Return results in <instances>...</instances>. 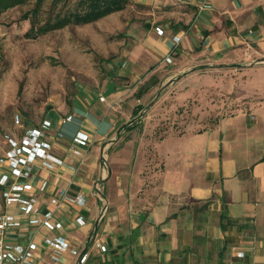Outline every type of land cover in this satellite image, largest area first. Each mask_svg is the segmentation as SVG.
Masks as SVG:
<instances>
[{"label":"crops","instance_id":"crops-1","mask_svg":"<svg viewBox=\"0 0 264 264\" xmlns=\"http://www.w3.org/2000/svg\"><path fill=\"white\" fill-rule=\"evenodd\" d=\"M197 1L187 3L189 11H197ZM210 2L212 6L186 28H172L171 33L164 28L162 35L157 24L149 27L143 53L140 58L133 54L126 73L130 79L144 82L153 75L158 83L166 80V92L151 100L142 117L144 136L120 137L118 147L113 134L127 122L122 105L132 111L152 92L148 82L140 89L127 84L107 87L99 93L103 99L89 92L88 102L76 100L73 121H62L63 107L48 110L53 151L79 169L38 164L36 178L50 181L41 200L50 207L49 197L70 186L86 196L81 212L87 221L79 223L68 204L59 231L42 227L35 232L33 225L24 223L11 238L39 242L33 264L48 259L43 238L56 232L88 253L82 264H264V89L251 82L222 93V103L204 115L185 117L181 112L175 120L163 121L178 106L171 103L147 124L150 112L175 93L184 78L264 69V0ZM179 30L184 31L182 40L175 46L172 36ZM186 62L211 71H182ZM165 65L168 71H157ZM212 113L220 115L213 120ZM77 130L92 134L90 146H79L82 154L71 148ZM124 151H129L127 168L115 169L118 161L111 162L112 155ZM61 264H79L78 255L64 252Z\"/></svg>","mask_w":264,"mask_h":264},{"label":"rangeland","instance_id":"rangeland-1","mask_svg":"<svg viewBox=\"0 0 264 264\" xmlns=\"http://www.w3.org/2000/svg\"><path fill=\"white\" fill-rule=\"evenodd\" d=\"M76 2L66 0L53 6L52 1L47 0L39 10L38 18L45 20L54 11L74 7ZM33 4L34 0H29L8 8L0 18V141L5 133L17 129L14 122L16 113L22 115L26 125H31L44 118L49 109L59 111L63 107L65 111L60 118L71 113L73 117L69 121H73L75 114L72 110L76 100L88 102L89 92L96 93L99 98V93H105L107 87L127 84V87L140 89L148 82L153 90L144 103L137 105L140 110L138 115L134 114V110L128 111V106L122 105V119L127 122H123L125 127L113 134L119 139L115 145L118 147L123 143L120 137L144 136V129L140 128L142 117L147 114L148 108L150 110L149 105L155 96L166 92V80L158 83L153 75L144 82L130 79L126 73L131 71L134 63L133 54L140 58L143 53L141 45H144L149 27L161 25L170 29V33L172 28H186L194 21L196 11H189L188 4L181 1L130 0L124 8L97 20L35 33L30 29V8ZM186 63L182 71H211L205 65ZM168 68L166 65L161 66L157 71L165 72ZM189 77L177 83L175 93L169 94L161 106L150 112L148 125H152L156 114L162 113V106L168 108L171 103L178 106L174 107L175 111L167 112L163 121L175 120L181 112L185 117L204 115V112L222 103V93L240 86L245 88L251 82L257 88L264 89V69L261 68ZM179 107V113H176ZM219 115L212 113L211 119ZM127 124L133 126L126 127ZM148 133L151 135V130ZM119 154L114 153L111 162L118 161V164H114L115 169L123 165L127 168L129 151ZM105 160L108 161V158Z\"/></svg>","mask_w":264,"mask_h":264},{"label":"built area","instance_id":"built-area-1","mask_svg":"<svg viewBox=\"0 0 264 264\" xmlns=\"http://www.w3.org/2000/svg\"><path fill=\"white\" fill-rule=\"evenodd\" d=\"M165 2H184L190 0H159ZM197 11L194 20L201 16V13L212 6L210 0H198ZM159 34L164 35L165 29L156 25ZM182 32L177 31L172 39L176 46L182 40ZM173 49V48H172ZM171 61V55L166 56ZM101 99L104 98L100 95ZM73 114L62 118L63 122L71 120ZM16 130L12 133H5L0 141V264H33L36 260L39 242L35 239L11 238V235L20 232L24 223L34 226L38 232L42 227L50 231H59L64 226L63 209L70 205L74 218L81 224L86 223L87 218L81 212V207L86 204V196L80 191H71L70 186L60 187L58 191L49 197L50 207H45L42 196L47 192L50 185L48 178L40 176L36 178L35 167L39 164L48 169L71 166L75 170L79 167L69 164L64 158L53 151V141L49 134L53 128V120L49 117L42 118L39 122L26 125L22 115L16 113L14 117ZM63 135L61 131L57 133ZM92 134L89 131L77 130L72 137V151L82 154L80 145H91ZM98 196H102L101 185L96 182ZM107 201L102 207V213L106 210ZM43 243L49 248L48 259L42 264H61V256L64 252L70 251L78 255V263L86 261L88 253L79 247L60 232L46 235ZM102 250L107 249L105 244L97 242Z\"/></svg>","mask_w":264,"mask_h":264},{"label":"trees","instance_id":"trees-1","mask_svg":"<svg viewBox=\"0 0 264 264\" xmlns=\"http://www.w3.org/2000/svg\"><path fill=\"white\" fill-rule=\"evenodd\" d=\"M29 0H0V18L2 13L13 6L23 4ZM53 6H58L66 0H51ZM130 0H77L74 7L65 11L57 10L54 14L45 19H39L38 12L47 3V0H34L30 8V18L32 32L44 33L53 29L61 28L72 23H86L97 20L106 14L124 8ZM27 17L29 14L26 15ZM24 16V17H26ZM178 28V27H177ZM176 28V29H177ZM140 104H138L139 106ZM134 108V114L138 115L139 107ZM133 125L127 124L126 127Z\"/></svg>","mask_w":264,"mask_h":264},{"label":"water","instance_id":"water-1","mask_svg":"<svg viewBox=\"0 0 264 264\" xmlns=\"http://www.w3.org/2000/svg\"><path fill=\"white\" fill-rule=\"evenodd\" d=\"M142 115V113H140Z\"/></svg>","mask_w":264,"mask_h":264}]
</instances>
